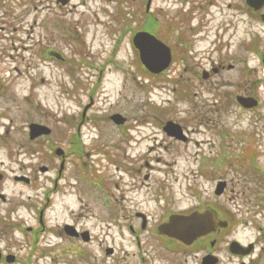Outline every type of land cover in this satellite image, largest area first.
<instances>
[{
  "label": "rangeland",
  "instance_id": "374dc122",
  "mask_svg": "<svg viewBox=\"0 0 264 264\" xmlns=\"http://www.w3.org/2000/svg\"><path fill=\"white\" fill-rule=\"evenodd\" d=\"M146 1L71 0L61 6L56 0H0V76L3 81L0 109H7L8 117L3 121L9 130L5 133L1 129V141L9 144V147L0 146L2 167L7 175H11L9 140L24 141L26 124L31 117L37 119L42 114L49 115L50 121L62 130L71 127L72 120L74 124L80 121L81 140H104L107 150L114 153L116 150L112 144L121 141V129L107 115L121 112L133 116L145 112L150 119H144L145 127L134 133L144 132L148 137L140 148L142 153L148 154L152 166V187L147 189L173 190L180 206L187 207L198 202L211 204L216 201L218 197L214 192L219 179L227 180V193L218 201L223 202V209L229 210L236 218L231 238L248 243L251 241L253 186L245 179L254 170L253 163L258 168L254 171L264 170V24L257 16L251 15V43L256 41L255 46L260 52L255 53L251 48L252 69L256 66V70L251 71V83L254 80L259 82L251 84L255 89L252 95L258 99V106L251 112L235 107L237 114L216 113L215 109L210 111L215 104L210 96L177 97L174 88L179 85L169 84L168 80L185 74L182 65L172 66L173 70L180 67L177 74L170 70L169 76L165 74L160 79L143 73L132 35L133 29L147 23ZM187 1L152 0L151 12L152 17L157 18V31L172 46L181 31L187 29L189 32L195 2L203 3L202 8L197 6V16L205 11L204 0ZM228 13L224 4L214 15L205 18L208 25L205 30L209 31V36L198 43L200 52L209 49L212 40L217 41L213 30L220 28ZM223 25L224 29L228 27L225 23ZM71 30L73 42L65 38ZM203 30L198 36L204 34ZM249 32V22L238 21L225 31L224 38L231 36L232 47L241 48L242 42L248 40ZM116 41H120L118 57L125 70L112 61ZM82 50L88 53L92 65L72 64L73 58H80ZM57 53L66 56L67 61L63 62ZM106 59H111L108 64ZM42 78H45L44 83ZM91 103L83 119V109ZM36 106L40 112H35ZM69 106V123L64 124L66 115L62 117L60 111L66 112L64 107ZM195 109L202 114H193ZM157 113L159 117L155 115ZM170 118L182 120L189 126L187 142H176L161 128H156L161 126V120ZM243 160L245 164H242ZM220 161L223 163L221 170L216 166L219 164L220 167ZM142 172L145 173V167ZM7 191L17 196L20 189L8 187Z\"/></svg>",
  "mask_w": 264,
  "mask_h": 264
},
{
  "label": "flooded vegetation",
  "instance_id": "af4514ba",
  "mask_svg": "<svg viewBox=\"0 0 264 264\" xmlns=\"http://www.w3.org/2000/svg\"><path fill=\"white\" fill-rule=\"evenodd\" d=\"M204 1L205 11L197 16V6L202 8L203 3L195 2L189 32L181 31L183 36L179 33L177 42L171 45L176 54L172 65L184 68L185 74H179L184 95L210 96L215 102L210 111L215 109L216 113L237 114L235 107L251 112L238 100L240 96L251 97L255 91L251 85V15L261 18L264 4L256 11L247 0ZM224 4L229 13L223 23L228 27L224 29L222 23L213 30L217 41L212 40L209 49L200 52L198 43L209 36L205 18ZM238 21L249 22L250 29L241 48L232 47L231 36L224 38L225 31ZM202 28L204 34L198 36ZM65 38L73 42V31H68ZM119 45L120 41L114 44L116 65L122 64L117 56ZM79 54L80 58H73V65H92L88 53L82 50ZM57 55L63 62L68 59ZM64 109L61 116L66 115L63 122L68 124L70 106ZM6 110L0 109L2 147H9L1 141V129L9 132L3 121L8 117ZM36 111L40 112L39 106ZM192 112L202 114L197 109ZM142 113H124L125 123L117 126L121 141L112 144L114 153L107 150L104 140H81L80 121L74 124L72 120L71 127L62 130L43 114L28 121L24 141L9 140L11 175L2 167L0 157V264H264V179L251 188V255L234 254L231 236L236 218L218 201L227 193V183L224 192L215 195L216 201L187 207L180 206L173 190L147 189L152 187V166L148 154L140 148L148 137L144 132L134 133L143 129L142 121L150 117ZM174 121L181 124L180 136L169 134L164 125L156 128L176 142H187L189 126ZM8 187H18L19 194L9 193ZM206 211L213 212L218 220L211 233L190 243L171 236L173 216ZM207 256L211 257L205 259Z\"/></svg>",
  "mask_w": 264,
  "mask_h": 264
},
{
  "label": "water",
  "instance_id": "95a60500",
  "mask_svg": "<svg viewBox=\"0 0 264 264\" xmlns=\"http://www.w3.org/2000/svg\"><path fill=\"white\" fill-rule=\"evenodd\" d=\"M66 2V0L63 1V3ZM134 44L139 49L141 61L151 72L158 73L168 67L171 60L170 49L155 36L148 32H138L134 36ZM256 104L257 102L251 98V107ZM211 224L210 218L200 214L190 217L178 216L172 219V234L185 239L186 234L191 230L198 234L208 232ZM233 246L240 247L237 242H234Z\"/></svg>",
  "mask_w": 264,
  "mask_h": 264
},
{
  "label": "trees",
  "instance_id": "16d2710c",
  "mask_svg": "<svg viewBox=\"0 0 264 264\" xmlns=\"http://www.w3.org/2000/svg\"><path fill=\"white\" fill-rule=\"evenodd\" d=\"M146 24H147L149 29H152V27H151L153 25L152 20H150V21L148 20V22Z\"/></svg>",
  "mask_w": 264,
  "mask_h": 264
},
{
  "label": "bare ground",
  "instance_id": "6f19581e",
  "mask_svg": "<svg viewBox=\"0 0 264 264\" xmlns=\"http://www.w3.org/2000/svg\"><path fill=\"white\" fill-rule=\"evenodd\" d=\"M201 141H202V139H201Z\"/></svg>",
  "mask_w": 264,
  "mask_h": 264
}]
</instances>
